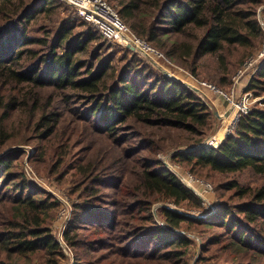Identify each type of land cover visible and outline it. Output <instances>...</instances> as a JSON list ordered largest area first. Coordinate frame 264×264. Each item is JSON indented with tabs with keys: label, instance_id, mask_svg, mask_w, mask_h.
<instances>
[{
	"label": "trees",
	"instance_id": "obj_1",
	"mask_svg": "<svg viewBox=\"0 0 264 264\" xmlns=\"http://www.w3.org/2000/svg\"><path fill=\"white\" fill-rule=\"evenodd\" d=\"M111 1L135 34L186 64L193 75L198 71L193 63L208 56L226 71L231 57L244 63L264 39L258 19L264 0ZM62 5L72 8L59 0H0V264H62L65 259L52 226L61 204L24 172L27 152L19 146L30 144L36 153L29 163L46 164L54 152L50 164L57 170L51 175L59 173L61 179L72 167L80 178L75 184L82 185V193L65 233L78 250L76 264H191L188 251L194 242L187 233L193 230L204 239L203 253L214 244L229 249L224 264H264V109L242 116L218 148L173 156L194 175L250 171L261 185L243 187L231 180L218 186L230 194L219 193L221 204L206 218L166 207L156 218L153 209L160 202L202 209L200 196L155 156L162 149L157 132H181L189 146L200 147L214 133L213 110L193 88L130 48L117 65L113 58L101 59L91 45L98 38L110 41L77 17L81 23L58 25ZM246 91L261 97L264 68ZM19 112L25 117L21 134L12 122ZM80 125L128 147L123 158L135 163L133 177H122L125 162L119 176L99 174L103 162L90 165L85 159L90 136ZM77 149V162L70 167L66 157ZM105 187L115 195L105 194Z\"/></svg>",
	"mask_w": 264,
	"mask_h": 264
},
{
	"label": "rangeland",
	"instance_id": "obj_2",
	"mask_svg": "<svg viewBox=\"0 0 264 264\" xmlns=\"http://www.w3.org/2000/svg\"><path fill=\"white\" fill-rule=\"evenodd\" d=\"M108 1L119 12L118 5L112 2L111 0ZM262 7H264V5L259 7L258 12ZM71 9L72 8L62 5V7L60 8V15L58 16V22H57L58 25H61L66 21H74L77 23H81L80 21H78L80 19L87 22L85 19L81 18L80 16H77L75 11ZM261 10H264V8H262ZM76 17L78 20L76 19ZM258 19H259V13H258ZM262 24L264 26V20ZM161 26L163 27L164 25ZM94 27L110 42H106L104 39L101 40L100 38H98L93 43V45H91L92 50L97 51L98 49L101 59L105 60V59L113 58L114 65H117V62L123 57L124 53L126 52L125 50L129 48L123 46V44L121 43L115 42L114 40L111 41L108 35L102 32L101 28H99L98 26H94ZM77 30L81 32L82 30H85V27H78ZM171 38H175V37H171ZM261 46L262 44L260 45L259 49L261 48ZM259 49L257 50V52L259 51ZM160 52L163 53L167 59L164 57H159L155 53L151 54L150 56H142L137 51L135 53L138 55L137 57L139 59L147 62L150 65H153L155 68H157L160 72H162L164 75L168 76L169 78L175 79L177 81H181L185 83L187 86L196 89L198 93L201 94L203 99L211 106L214 114V128H213L214 133L210 134L202 145H204L205 143L211 140L213 141L217 140L219 143L223 142L228 136V134H230L234 128L233 126L235 123L236 111L233 110L232 105L227 102L224 96L213 91L212 89H209V87L207 86L201 85L198 81L206 82L222 91L228 92L229 94L235 90L236 94L240 97L247 95L251 100V109L253 108L264 109V93L261 95V97L255 98L251 93H248L246 91L247 86L250 82V80H248L249 79L248 73H246L243 76L242 75L239 76L240 71L243 69L245 62L248 59L252 58L253 55H255L257 52L252 54L250 57H248L246 61L242 64H239L237 56L229 58V65H228L229 70L227 71L222 69L223 65L221 64V62L217 60L216 57H210V56L204 57L200 61L193 63V65L198 66L197 75H193L186 68V64L182 65L178 63L177 60L175 61L174 59H171L162 50ZM189 62L191 63L192 60H189ZM262 68H264V65L261 67V69ZM223 82H225V84L221 85L220 83ZM233 112H235V116H233L232 121H230L229 124H226V122L233 114ZM22 114L23 113L21 112L17 113L15 119L12 120L15 128H18L20 126V134L25 128V126L22 128L23 124L25 123V117ZM80 126L85 131V133L88 136H90V142L86 143L87 151L84 155L85 159H87V162H89L90 165L103 162L104 166L98 168L97 172L99 174H104L108 172L111 176L113 175L115 177L119 176L117 170L122 166L123 162H125V158H123V150L126 151L128 147L126 146L124 147L122 145L118 146V143H115L112 140V138L107 137L105 135H91L90 134L91 129L89 127L85 129L86 127H84L83 125ZM223 128H225V130H223ZM222 130L223 132L221 133ZM157 133L159 134L157 140H159V142L161 143L162 149H160L157 153H155L156 155L155 154L153 155H155L158 159H161L165 167L169 168L174 174H176V176L179 179L186 178L189 175H191L194 178H197L201 181L211 184L213 190L209 192H205L203 189L198 187L199 193L202 195L203 198L196 191H194L202 199V205H201L202 209H191L185 206H176L172 202L157 203L153 209L156 218H158V210L163 207H166L170 210H173L177 213L186 215L191 218H201V217L206 218L208 216H211L215 212L216 208L221 204L222 198H220V196L221 197L229 196L230 194L229 192H226L224 188L218 191L217 190L218 186H221L225 182H230L231 180H237L243 187H250V188H256L260 186L262 183L261 179L255 176L254 174H252V172L250 171H244L243 173L230 175V176L220 175L216 173L210 175L209 173V177H206L205 176L207 174L206 172L203 173L204 176L194 175L190 171L191 167L187 163L180 161L176 158H173V156L180 154L181 152H186L196 146L195 145L189 146L188 145L189 142L185 140L186 137L181 132L163 130ZM19 147L27 152L26 157L24 159V172L28 177V179L34 184H36L38 187L45 190L47 193L51 194L57 201L60 200L59 199L60 197L66 198L68 200L69 211L71 212L70 218L67 221H63L60 220L57 215L52 225L53 232L56 238L59 240L60 234L63 236V238H65V233L67 232V229L73 220L76 204L79 203V197L81 196L82 193L81 189L83 188L82 185L75 184V182L80 178L74 175L75 172L74 169L71 170L72 164L74 165L77 162V154L80 152L81 149H77L73 151L71 155L66 157V160H68V164H70L71 169L67 172L68 167H66V170L62 172L64 176L60 179V176L58 177L59 173L55 175H51L53 174V172L56 173L57 170V169L52 170L50 164V162L53 161L54 152H51L49 154L48 157L49 159L46 164L41 163L40 165H37L35 163H29L28 161L29 157L33 156L36 153L35 145L34 144L21 145ZM13 149L16 148L8 147L7 151H11ZM80 158L81 157H78V159ZM92 162L94 164H92ZM134 167H135V163L133 162V160H128L127 162H125V165L123 166L124 171L122 170L120 171L124 173L122 177H125V180H128L133 177L131 171L137 172L133 170ZM79 187L82 188L80 189ZM104 190H105V194L109 196L113 197L115 195L114 191L111 188L105 187ZM126 198L127 197H124V199ZM193 232H194L193 234L190 232L187 233L194 242V246L191 247V249L188 251L191 264H198L197 261L200 260V258H202L206 264H224L223 260L227 256V251L229 249L222 247V245L214 244L208 246L207 251L203 253L202 245L204 243V239H201L199 237L198 232L200 231L197 232V230H193ZM65 242L67 245V249L69 251V255L65 252L64 248H62L65 253V259L63 260L62 264H76V254L78 250L72 247L66 241V238H65ZM233 255L234 253H231V256ZM35 259L38 260L39 258H35ZM204 262L201 264H205Z\"/></svg>",
	"mask_w": 264,
	"mask_h": 264
},
{
	"label": "built area",
	"instance_id": "obj_3",
	"mask_svg": "<svg viewBox=\"0 0 264 264\" xmlns=\"http://www.w3.org/2000/svg\"><path fill=\"white\" fill-rule=\"evenodd\" d=\"M60 2H64L70 5L77 15L81 18L85 19L87 22L91 23L94 26H98L101 28L104 34H107L111 41H115L123 44L129 48L132 46L135 48V52L137 51L142 56H150L155 53L159 57H165L163 53L154 48L148 41L137 36L124 22V20L120 17L118 11L114 6H112L108 0H59ZM264 8V7H262ZM261 8V9H262ZM259 10V21L262 24L264 20V10ZM167 59V58H166ZM264 65V39L261 48L259 51L253 55L252 58L248 59L243 69L240 71L239 76H243L248 73V80H251L255 77V75L260 71L261 67ZM201 85L209 87L213 91L219 93L224 96L229 104L232 105L233 110L236 111L234 128L231 133L234 131L235 127L239 119L247 114H250L251 109V100L249 96H238L236 91H232L230 94L228 92L222 91L216 88L213 85H210L206 82L198 81ZM230 133V134H231ZM229 135V134H228ZM222 142H218L217 140H211L200 147L210 149V148H218ZM180 181L196 191L201 197L202 195L199 193V188L203 189L205 192H209L213 190L211 184L201 181L193 176L189 175L186 178H181ZM203 198V197H202ZM60 199V200H59ZM58 200L61 204L60 211L58 217L60 220L67 221L70 218L71 212L69 211V203L66 198L60 197ZM59 243L62 248H64L65 252L69 255V251L67 249V245L65 242V238L60 234Z\"/></svg>",
	"mask_w": 264,
	"mask_h": 264
},
{
	"label": "water",
	"instance_id": "obj_4",
	"mask_svg": "<svg viewBox=\"0 0 264 264\" xmlns=\"http://www.w3.org/2000/svg\"><path fill=\"white\" fill-rule=\"evenodd\" d=\"M129 48L131 49V50H135V48L134 47H132V46H129ZM194 89V88H193ZM196 92H198L196 89H194ZM199 148H201V147H194V148H191L190 149V151H195V150H197V149H199Z\"/></svg>",
	"mask_w": 264,
	"mask_h": 264
},
{
	"label": "bare ground",
	"instance_id": "obj_5",
	"mask_svg": "<svg viewBox=\"0 0 264 264\" xmlns=\"http://www.w3.org/2000/svg\"><path fill=\"white\" fill-rule=\"evenodd\" d=\"M233 116H235V112H233V114L230 116V118L228 119V121L226 122V124H229L230 121H232ZM226 126H227V125H226ZM226 126H225V128H226ZM225 128H223V130H225ZM223 130L221 131V133L223 132ZM222 139H223V138H222ZM222 139H221V140H222Z\"/></svg>",
	"mask_w": 264,
	"mask_h": 264
}]
</instances>
